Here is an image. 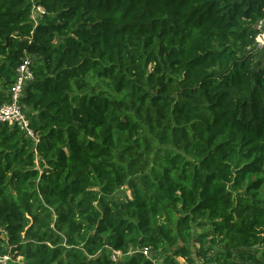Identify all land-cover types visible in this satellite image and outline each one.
<instances>
[{
    "label": "trees",
    "instance_id": "trees-1",
    "mask_svg": "<svg viewBox=\"0 0 264 264\" xmlns=\"http://www.w3.org/2000/svg\"><path fill=\"white\" fill-rule=\"evenodd\" d=\"M35 1L36 26L32 0H0V100L25 58L35 74L34 136L0 123L2 252L264 264V0Z\"/></svg>",
    "mask_w": 264,
    "mask_h": 264
},
{
    "label": "built area",
    "instance_id": "built-area-1",
    "mask_svg": "<svg viewBox=\"0 0 264 264\" xmlns=\"http://www.w3.org/2000/svg\"><path fill=\"white\" fill-rule=\"evenodd\" d=\"M32 2L33 4L30 13V20L36 26L43 20L44 16L47 14V11L42 5L37 4L35 0H32ZM260 28L263 30L259 33L256 40L258 47L264 48V25L261 24ZM34 78L35 74L31 66V59L27 57L17 69L16 82L11 87L9 99L5 101L0 100V123H8L11 125L17 124L30 136H34V132L29 126V120L21 104V99L23 97L25 87ZM141 251L146 255H149L148 249H145L144 251L141 249ZM132 252L133 251H130L128 253ZM123 255L124 254L122 251L115 250L112 257L114 260H118L117 256ZM12 258L13 255L10 252H6L4 254L0 253V264H12ZM196 264L205 263L203 260H198Z\"/></svg>",
    "mask_w": 264,
    "mask_h": 264
},
{
    "label": "rangeland",
    "instance_id": "rangeland-1",
    "mask_svg": "<svg viewBox=\"0 0 264 264\" xmlns=\"http://www.w3.org/2000/svg\"><path fill=\"white\" fill-rule=\"evenodd\" d=\"M262 25H264V23H262ZM256 49H257L258 51H263V52H264V48L262 49V48L258 47V45H257V48H256ZM124 188H126V194H127V196H131V191H130V189H128L127 186H125ZM261 195H262V197L264 198V187L261 189ZM208 230H209V229H208L207 227H205V228H201V227H196V226H195L194 234H195V236L197 237L199 234H201V233H205V232H207ZM4 238H6V235H3V237H1V240H3V242L0 243V248H1L0 253H1V254H4L2 251H4L6 248L9 249L7 242H5L6 239H4ZM211 238H212V237H211ZM211 238L207 239L208 241L206 242V246H207V247H210V248L212 249V250H210L209 256H211V255H213V254H215V253H217V252H224V251H225L224 244L221 243V242H219L218 244H213V243L211 242ZM198 246H199V243H198V244L196 243V247H198ZM263 250H264V245H263V249L261 248V249H259V250L256 251V252L259 253V254H261V252H262ZM6 252H8V251H6ZM6 252H5V253H6ZM172 252H173V248L167 246V247H164V248H162V249H160V250H158V251H155L154 254H153L152 256H153V258H154V260L156 261L157 264H163V261H164L165 256H166L167 254L172 253ZM149 254H150V253H149ZM12 255H13V254H12ZM148 256H151V254L148 255ZM117 258H118V259H121L122 256H117ZM12 259H13L12 264H24V261H23V258H22V257H18V256L14 257V256H13ZM178 260L180 261L181 264H186V260H185L184 258L179 257ZM198 260H202V258H198L197 261H198ZM204 263H205V261H204ZM209 264H217V263H216V262H210Z\"/></svg>",
    "mask_w": 264,
    "mask_h": 264
}]
</instances>
